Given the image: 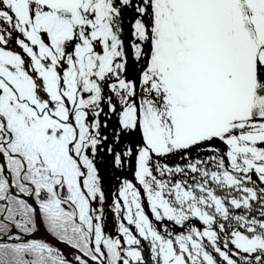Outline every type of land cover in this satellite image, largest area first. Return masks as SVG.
Listing matches in <instances>:
<instances>
[{"label":"snow or ice","instance_id":"6c2138e0","mask_svg":"<svg viewBox=\"0 0 264 264\" xmlns=\"http://www.w3.org/2000/svg\"><path fill=\"white\" fill-rule=\"evenodd\" d=\"M0 264H264V0H0Z\"/></svg>","mask_w":264,"mask_h":264}]
</instances>
